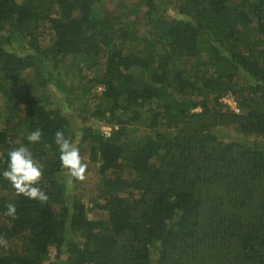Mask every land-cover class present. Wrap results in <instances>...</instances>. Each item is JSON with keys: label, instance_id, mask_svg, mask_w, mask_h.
Here are the masks:
<instances>
[{"label": "trees", "instance_id": "trees-1", "mask_svg": "<svg viewBox=\"0 0 264 264\" xmlns=\"http://www.w3.org/2000/svg\"><path fill=\"white\" fill-rule=\"evenodd\" d=\"M21 146L49 199L0 177V264H264V0H0V172Z\"/></svg>", "mask_w": 264, "mask_h": 264}, {"label": "clouds", "instance_id": "clouds-1", "mask_svg": "<svg viewBox=\"0 0 264 264\" xmlns=\"http://www.w3.org/2000/svg\"><path fill=\"white\" fill-rule=\"evenodd\" d=\"M41 137L42 132L36 129L26 139L30 144H37L41 142ZM54 143L59 151L61 168L69 176L82 180L87 165L83 162L79 148L60 130L54 134ZM0 177L11 185L17 195L42 204L49 199L46 191L39 187L43 168L26 146L13 148L7 153V166L0 172ZM5 215L15 217V203L6 205Z\"/></svg>", "mask_w": 264, "mask_h": 264}, {"label": "rangeland", "instance_id": "rangeland-1", "mask_svg": "<svg viewBox=\"0 0 264 264\" xmlns=\"http://www.w3.org/2000/svg\"><path fill=\"white\" fill-rule=\"evenodd\" d=\"M137 26H138L137 28L140 29L141 24H138ZM59 97L64 99V96H62V95ZM53 102L55 104H59L58 100H56V99L55 100L53 99ZM138 135L141 136L142 132H139ZM68 182H69L68 183L69 188L74 189V185L71 183V180H68ZM96 182H97V177H95L93 171H90L84 175V178L81 180V183H80L81 189L79 188L78 191L81 190L84 194L89 193L94 188V185Z\"/></svg>", "mask_w": 264, "mask_h": 264}, {"label": "built area", "instance_id": "built-area-1", "mask_svg": "<svg viewBox=\"0 0 264 264\" xmlns=\"http://www.w3.org/2000/svg\"><path fill=\"white\" fill-rule=\"evenodd\" d=\"M224 101L231 107V109L235 112H237V109H236V104L234 103L233 99L232 98H226L224 99ZM112 127L110 126H107V125H103L101 127V132L102 134L105 136V137H109L110 136V133L112 132ZM114 129H116V127H114Z\"/></svg>", "mask_w": 264, "mask_h": 264}]
</instances>
